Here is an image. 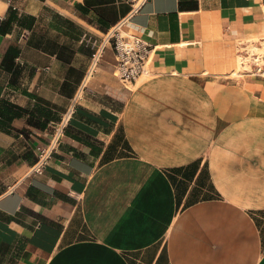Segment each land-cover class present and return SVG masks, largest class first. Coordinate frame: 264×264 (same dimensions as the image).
I'll list each match as a JSON object with an SVG mask.
<instances>
[{"label": "crops", "instance_id": "0c3cea01", "mask_svg": "<svg viewBox=\"0 0 264 264\" xmlns=\"http://www.w3.org/2000/svg\"><path fill=\"white\" fill-rule=\"evenodd\" d=\"M129 9L0 0V264H264V75L227 73L262 44L264 0H148L122 29L152 45L149 77L123 83L108 45L31 170L86 77L83 35Z\"/></svg>", "mask_w": 264, "mask_h": 264}, {"label": "built area", "instance_id": "2783aa9c", "mask_svg": "<svg viewBox=\"0 0 264 264\" xmlns=\"http://www.w3.org/2000/svg\"><path fill=\"white\" fill-rule=\"evenodd\" d=\"M130 4L128 13L116 25L109 28L101 35L84 34L81 41L91 48L90 62L83 84L72 98L68 108L59 119L52 122V133L49 141L39 146V154L31 170L42 173L58 149L64 132L70 124L72 115L82 97L90 77L96 71L108 45L115 52L116 64L114 72L125 84L136 82L138 77L149 72L153 59V47L143 37L129 33L122 29L132 17L137 14L148 0H126ZM254 44L262 47V44L252 41L240 43L238 55L240 57L241 73L264 75V51H254ZM80 90L82 91L81 93Z\"/></svg>", "mask_w": 264, "mask_h": 264}, {"label": "rangeland", "instance_id": "374dc122", "mask_svg": "<svg viewBox=\"0 0 264 264\" xmlns=\"http://www.w3.org/2000/svg\"><path fill=\"white\" fill-rule=\"evenodd\" d=\"M259 39H253L252 40V42H256V41H258ZM260 41H262V48H264V39H261ZM258 44V43H257ZM255 45V44H254ZM256 46V45H255ZM235 48H234V52H235V55H236V60L235 61H233V62H231V69L227 72L229 75H233V76H237V74L236 73H234V70L236 69V70H238L239 71V74H242L241 72V68H240V57H239V55L236 53V51H237V48H240V42L238 41L237 43H236V46H234ZM233 49V48H232ZM264 51V50H263ZM145 79V77H142L141 78V80H144ZM140 80V81H141Z\"/></svg>", "mask_w": 264, "mask_h": 264}, {"label": "bare ground", "instance_id": "6f19581e", "mask_svg": "<svg viewBox=\"0 0 264 264\" xmlns=\"http://www.w3.org/2000/svg\"><path fill=\"white\" fill-rule=\"evenodd\" d=\"M227 48V47H226ZM225 48V49H226ZM221 49H223V48H221ZM263 50H264V48H262V47H259V46H255L254 45V51H257V52H259V53H262L263 52ZM231 54V62H233V61H235L236 60V55H235V52L233 51V53H230ZM220 55V54H219ZM224 55V54H223ZM226 55V54H225ZM226 66V65H225ZM234 73H236L237 75H240L239 74V71L238 70H234ZM149 74H150V71L149 72H147V73H144L143 75H141L140 77H138V79H137V81L139 80V79H141L142 77H145V78H147V77H149ZM137 83V82H136ZM131 85H133L132 83H131ZM82 91L80 90V92L79 93H81Z\"/></svg>", "mask_w": 264, "mask_h": 264}, {"label": "trees", "instance_id": "16d2710c", "mask_svg": "<svg viewBox=\"0 0 264 264\" xmlns=\"http://www.w3.org/2000/svg\"><path fill=\"white\" fill-rule=\"evenodd\" d=\"M24 110V109H23ZM35 111H31V114L33 115V113H34ZM37 112H40V111H37Z\"/></svg>", "mask_w": 264, "mask_h": 264}]
</instances>
